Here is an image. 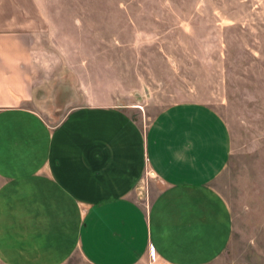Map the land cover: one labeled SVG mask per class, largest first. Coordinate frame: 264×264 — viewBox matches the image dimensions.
<instances>
[{
    "label": "crops",
    "instance_id": "1",
    "mask_svg": "<svg viewBox=\"0 0 264 264\" xmlns=\"http://www.w3.org/2000/svg\"><path fill=\"white\" fill-rule=\"evenodd\" d=\"M54 3L0 0V262L78 252L87 264H257L225 256L235 232L214 187L230 159L222 116L176 102L144 130L131 107L79 104ZM146 174L159 185L148 206Z\"/></svg>",
    "mask_w": 264,
    "mask_h": 264
},
{
    "label": "rangeland",
    "instance_id": "2",
    "mask_svg": "<svg viewBox=\"0 0 264 264\" xmlns=\"http://www.w3.org/2000/svg\"><path fill=\"white\" fill-rule=\"evenodd\" d=\"M54 1L79 104L88 94L96 105H126L144 130L176 102L222 116L230 159L214 187L235 232L225 256L264 264V0ZM146 176L137 198L148 206L159 185ZM64 264L87 262L77 252Z\"/></svg>",
    "mask_w": 264,
    "mask_h": 264
}]
</instances>
